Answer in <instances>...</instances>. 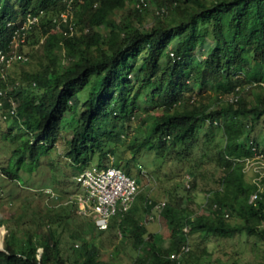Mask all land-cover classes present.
<instances>
[{
    "label": "trees",
    "instance_id": "obj_1",
    "mask_svg": "<svg viewBox=\"0 0 264 264\" xmlns=\"http://www.w3.org/2000/svg\"><path fill=\"white\" fill-rule=\"evenodd\" d=\"M181 1L187 5L175 7L156 27L141 30L131 16L122 23L113 17L127 0H0V52L5 54L0 66H8L17 41L30 34L36 37L39 24L45 54L37 70L17 78L0 74V110L8 113L1 138L13 146L8 164L1 167L7 177L15 180L20 170H36L64 132L70 134L66 154L75 169H83L95 156L97 164L107 161L109 153H117V147L132 137V157L116 166L135 177L134 169L143 168L137 155L183 157L204 123L221 130L224 175L213 190V209L196 214L189 205L168 201L161 211L171 227L165 250L151 233L144 234L135 206L123 227L125 236L133 235L134 247L145 251L134 264H182L172 255L189 246L195 235L230 238L246 230L250 236L264 237L256 223L264 219V175L251 183L244 173L247 161L259 150L251 143L264 130V98L239 97L215 111L211 104L191 108L184 103L187 92H228L234 79L244 87L264 88V0H171L168 9ZM65 12L70 19L63 22L60 14ZM42 13L40 23L27 30L28 19ZM49 13H58L59 18H49ZM20 61L27 60L14 62ZM260 152L264 155V147ZM255 193L258 198L250 201ZM66 212L62 209L48 218V231L38 224L23 231L25 221L19 224L20 218L14 217L15 226L0 249V264H67L60 234L51 227L54 222L67 226ZM229 213L237 214L242 225L228 223L224 216ZM74 240L82 245L74 248L71 264H102L82 257L88 241L81 233Z\"/></svg>",
    "mask_w": 264,
    "mask_h": 264
},
{
    "label": "rangeland",
    "instance_id": "obj_2",
    "mask_svg": "<svg viewBox=\"0 0 264 264\" xmlns=\"http://www.w3.org/2000/svg\"><path fill=\"white\" fill-rule=\"evenodd\" d=\"M170 2L171 0H127L125 7L116 10L113 17L122 23L131 16L134 27L149 30L156 27L165 16L171 15L170 11H173L175 7L179 6L181 9L187 5L181 1L174 3L168 9L167 5ZM162 7L166 10H161ZM138 12L142 13L141 17L136 16ZM49 15L47 16L49 18H59L58 13H49ZM41 17H44L43 13L41 16L38 15L36 20L31 19V21L34 24H39ZM39 25L36 26V37L30 34L28 39L25 37L24 41L20 40L15 44L13 55L16 57L23 55L27 61L13 63V60L17 59L13 57L8 66H0V74L5 79L8 75L17 78L24 71L37 70L44 62L45 54L41 45L44 36H42V29ZM101 29L107 33L105 28ZM54 30L57 31L58 28L56 27ZM211 39L212 37H208V41ZM199 49V51H203L205 48ZM59 52L64 54L65 51L61 48ZM170 55L174 57L172 53ZM204 56L201 52L199 57L203 58ZM63 59L64 57L61 56L62 61ZM63 64L66 65V61ZM232 82L228 92L211 90L200 95L187 92L184 103L191 108L202 103L211 104V110L215 111L236 101L239 97L250 101L257 100L259 97L264 98V88L259 85L244 87L236 79ZM7 114L2 109L0 110V227L3 230V234L0 236L2 239L0 249H4L8 230L15 226L14 217L20 218L19 224L25 221L22 224L23 231L29 226L35 229L37 224L41 225V228L46 226L47 229L42 228V230L48 231L50 227L48 218L54 216V213L66 209L68 225L54 222L51 227L56 228L60 234L61 252L67 260V264H71L76 256L74 248L79 250L82 245L80 241L74 240L77 233H81L88 241V247L84 246L83 253L85 254L82 257H88L92 261H99L102 264H134L137 257L144 255L145 251L134 247L131 233L128 236H125L122 231L120 233L118 225L108 231H99L90 220L81 218L71 206H66L68 195L77 188L74 179L77 170L72 166V160L66 154L65 139L69 137V133L61 134L60 140L50 154L43 155L40 165L33 172L26 173L20 170L19 178L15 181L2 173L1 167L8 164L13 149L11 144L1 138ZM146 114H143L141 120L147 116ZM225 119L226 117H223L222 121ZM137 121L135 120L134 125L140 127L141 123ZM200 130L198 138L193 141L190 153L183 157L174 153H168V156L162 157L161 153L153 152L137 155L143 166L140 171L134 169V176L140 185V193L135 201L137 215L144 223L142 229L144 234L151 233L153 241L159 242L165 250L170 244L171 227L169 221L155 209L156 204L180 201L195 209L196 214H209L215 203L213 190L219 187L218 180L224 175L220 162V151L225 143V138L221 130L216 124H210L209 121L204 123ZM132 140L131 137L126 140L124 145L118 146L117 153L107 154L108 158H112L115 163L123 164L122 159L126 160L132 157L129 149ZM251 145L259 147V150L257 155L250 158L245 165V180L258 183L264 173V155L260 152L264 147V130L259 133L256 140H252ZM112 146L113 144H110L108 147ZM96 159L98 158L95 156L93 161L88 162L85 166L88 167L92 163L95 165ZM187 184H190V187ZM51 190L57 197L50 195L52 194ZM151 208L153 210H150ZM226 210L229 211L227 208ZM20 215L23 216L20 217ZM148 215H154V220H149ZM224 217L230 224L242 225L243 223V220L235 213ZM256 223L257 227L264 231V219ZM185 230L187 231L189 228L186 227ZM26 231L29 230L26 229L25 233ZM188 242L189 246L183 247L180 252L172 255L179 263L264 264V237L250 236L246 230L236 232L230 238L195 235L191 236ZM39 251H42V248Z\"/></svg>",
    "mask_w": 264,
    "mask_h": 264
},
{
    "label": "clouds",
    "instance_id": "obj_3",
    "mask_svg": "<svg viewBox=\"0 0 264 264\" xmlns=\"http://www.w3.org/2000/svg\"><path fill=\"white\" fill-rule=\"evenodd\" d=\"M34 17H38L37 15ZM29 18V22L30 19ZM30 24L34 23H29L28 22L25 24V28L28 30V26ZM24 41V40H22ZM18 42V41H17ZM21 55V54H19ZM5 54L0 52V60H4ZM16 57L13 54L8 57L7 59V64L10 63L9 61H12V58ZM16 60L24 59L25 57L21 55V57H16ZM15 60V61H16ZM14 62V60H13ZM117 163L111 158L108 159L107 161H104L103 163L93 165H89L88 167H83V169H76L77 173L74 175V179L76 181L77 188L74 192H72L70 195H68L67 200L65 202L66 206H71L72 209L75 211V213L80 216L81 218L88 219L90 220L95 227L99 231H108L110 228L113 226L118 225L120 228V233L121 231L124 233V218L126 215L131 213L134 209L135 201L140 193V185L135 177H132L128 175L121 167L116 166ZM78 166H82V164H77ZM98 169V170H104V169H118L122 171L126 176L131 178L132 180L135 181L136 189L132 195V199H126L124 195L120 190L114 189L113 191H109V194L107 197H95L92 196L87 189L84 187L82 182L79 180V177L81 174H83L87 170H92V169ZM3 175V174H2ZM9 178V177H8ZM11 179V178H10ZM13 180V179H12ZM16 180V179H15ZM14 180V181H15ZM19 184V182H18ZM190 187V184H187ZM52 194H50L53 197H57L55 193L51 190ZM125 194V193H124ZM166 205L165 202H158L156 204L155 209L157 210L158 213H161L162 209ZM137 207V206H136ZM150 210H153L151 208ZM137 212V209L134 210V213ZM138 216V215H137ZM149 216V215H148ZM149 220H154V215H150L148 217ZM125 234V233H124ZM133 240V239H132Z\"/></svg>",
    "mask_w": 264,
    "mask_h": 264
},
{
    "label": "built area",
    "instance_id": "obj_4",
    "mask_svg": "<svg viewBox=\"0 0 264 264\" xmlns=\"http://www.w3.org/2000/svg\"><path fill=\"white\" fill-rule=\"evenodd\" d=\"M62 21H67L70 16L67 12L61 16ZM36 20V17L33 18ZM30 23H34L30 19ZM59 30L60 25L56 26ZM264 175V173H263ZM87 191L95 197L105 198L109 194V191L114 189L120 190L126 199H132V195L136 189L135 181L126 176L122 171L118 169H102L96 168L87 170L79 177ZM125 193V194H124ZM258 198V193L252 195L250 201H254Z\"/></svg>",
    "mask_w": 264,
    "mask_h": 264
},
{
    "label": "bare ground",
    "instance_id": "obj_5",
    "mask_svg": "<svg viewBox=\"0 0 264 264\" xmlns=\"http://www.w3.org/2000/svg\"><path fill=\"white\" fill-rule=\"evenodd\" d=\"M3 234V230H2V227H0V236ZM1 237H0V241H1Z\"/></svg>",
    "mask_w": 264,
    "mask_h": 264
}]
</instances>
